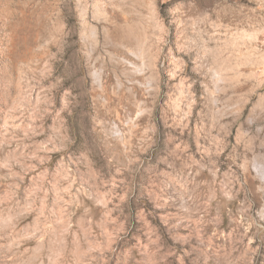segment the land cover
<instances>
[{
    "label": "rangeland",
    "instance_id": "374dc122",
    "mask_svg": "<svg viewBox=\"0 0 264 264\" xmlns=\"http://www.w3.org/2000/svg\"><path fill=\"white\" fill-rule=\"evenodd\" d=\"M0 264H264V0H0Z\"/></svg>",
    "mask_w": 264,
    "mask_h": 264
}]
</instances>
